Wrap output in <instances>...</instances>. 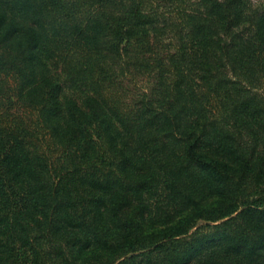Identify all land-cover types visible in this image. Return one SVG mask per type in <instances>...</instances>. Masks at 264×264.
I'll return each mask as SVG.
<instances>
[{
    "label": "trees",
    "instance_id": "trees-1",
    "mask_svg": "<svg viewBox=\"0 0 264 264\" xmlns=\"http://www.w3.org/2000/svg\"><path fill=\"white\" fill-rule=\"evenodd\" d=\"M0 264H264V0H0Z\"/></svg>",
    "mask_w": 264,
    "mask_h": 264
}]
</instances>
